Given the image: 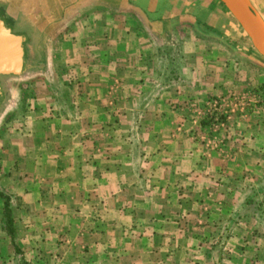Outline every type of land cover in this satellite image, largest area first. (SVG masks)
Here are the masks:
<instances>
[{
  "label": "crops",
  "instance_id": "crops-1",
  "mask_svg": "<svg viewBox=\"0 0 264 264\" xmlns=\"http://www.w3.org/2000/svg\"><path fill=\"white\" fill-rule=\"evenodd\" d=\"M22 1L0 4L19 13L11 29L63 59V117L37 114L36 131L0 148V264L256 261L244 237L213 239L229 204L264 188V59L222 3ZM229 95L247 110L215 132L207 102Z\"/></svg>",
  "mask_w": 264,
  "mask_h": 264
},
{
  "label": "rangeland",
  "instance_id": "rangeland-1",
  "mask_svg": "<svg viewBox=\"0 0 264 264\" xmlns=\"http://www.w3.org/2000/svg\"><path fill=\"white\" fill-rule=\"evenodd\" d=\"M133 1L143 8H146L150 5L139 4L138 2H152L151 0ZM157 1H160L161 3H167L169 0ZM182 1L184 2L190 0H178V2ZM208 1L210 0H193V2H198L199 4ZM248 1L264 20V0ZM24 2L25 1L17 0L16 3L21 4ZM103 2L104 4L105 2H110V7L112 5V0H103ZM213 2L217 3L219 1L213 0ZM136 12L138 15H142L137 10ZM143 13L147 18L151 16L152 19H158L160 16H165L167 12L148 11ZM18 17L19 13L14 12L13 8L9 6L8 3L0 4V19H2L8 27L11 26V20L13 22L20 21V19H16ZM11 30L15 34L24 35L26 37V41L24 43V67L22 73L19 76H0V90L2 96V100L0 99V148H3L5 144H7V147H10V145L13 146L15 143L20 144V140L22 138L21 134L19 133L20 131H24L29 134L36 131V123H34V119L35 115L37 114H39L37 115L39 118L44 115L49 117V120L51 121L55 120L54 122L57 125L60 122L58 117H63V107H58V104L63 103V92L62 90H57V87L61 86L63 83V77L61 74V69L63 68L62 66L64 64L63 59L60 58L52 60V58L47 56L46 42L42 41L45 36H40L37 33L34 35L29 27L22 28L24 31L23 33H18L13 28ZM240 34L241 36L243 35L241 31ZM235 42H238V39ZM246 43L247 47H249L247 41ZM154 45L155 44H153V46ZM59 48L61 49L60 45L58 46V49ZM58 54L61 55L62 53L58 52ZM70 63L71 62L66 61L65 64L70 65ZM52 68H56L58 70L60 69V75L56 77L53 76L49 70ZM260 96L263 97L262 94ZM53 101H55L54 104H56V106H54ZM258 102L259 107L264 109V106H262L264 104V100L260 98L258 99ZM49 104L52 106L48 107L47 105ZM240 108H245V110H247L246 103H242L235 110H240ZM256 108L253 109L254 112L252 113L250 112L251 110H249V112L252 114V117L258 115L259 112H262L260 108ZM103 112L110 115V112L106 109V107L103 109ZM233 117L234 116H231V119H228L226 126L224 127L225 130H222L228 131L229 127H232V123H229L232 121ZM238 117L239 115L234 119V121L238 119ZM105 125L110 127L111 124ZM98 129L102 128L97 126V130ZM94 131H96V129L92 130V132ZM231 143L232 146L235 145L233 140ZM1 151L2 149H0V154ZM251 157L255 158V156ZM7 158L8 160L4 165L8 166L9 164V166L14 167V157L10 156V159L9 157ZM261 177L262 180L259 179V183L257 185L264 183V169ZM251 178L254 179V176L252 175ZM242 193L243 197H240V201L235 200L229 204L232 217L228 222V226L223 233L217 231V235L213 239L214 242L218 244H221V242L233 244L232 240L240 241L242 237H244V243L246 244V252H248V257L256 258V261L252 262L250 261L251 258H249L247 264H264V188H258V186L247 187V189L243 190ZM235 194H238L237 190ZM246 199L247 201L245 202ZM239 230L244 232L243 236L239 235ZM229 237H231L232 240H230ZM218 254L219 253L216 252L215 258H218ZM18 257L20 260V255Z\"/></svg>",
  "mask_w": 264,
  "mask_h": 264
},
{
  "label": "water",
  "instance_id": "water-1",
  "mask_svg": "<svg viewBox=\"0 0 264 264\" xmlns=\"http://www.w3.org/2000/svg\"><path fill=\"white\" fill-rule=\"evenodd\" d=\"M264 59V20L248 0H218ZM24 35L15 34L0 19V76H19L24 67ZM1 99V90H0Z\"/></svg>",
  "mask_w": 264,
  "mask_h": 264
},
{
  "label": "built area",
  "instance_id": "built-area-1",
  "mask_svg": "<svg viewBox=\"0 0 264 264\" xmlns=\"http://www.w3.org/2000/svg\"><path fill=\"white\" fill-rule=\"evenodd\" d=\"M242 103V99H239ZM237 99L233 95L215 97L207 102V116L211 119L210 127L215 132L224 128L228 119L234 116L235 109L239 107ZM241 105V104H240Z\"/></svg>",
  "mask_w": 264,
  "mask_h": 264
},
{
  "label": "trees",
  "instance_id": "trees-1",
  "mask_svg": "<svg viewBox=\"0 0 264 264\" xmlns=\"http://www.w3.org/2000/svg\"><path fill=\"white\" fill-rule=\"evenodd\" d=\"M207 124H208V122H207ZM248 202H250V201H248ZM256 203V202H255ZM5 218H6V224H7V231H8V234H10L11 233V229H12V223H11V219H10V214H9V209H8V203L6 202V204H5Z\"/></svg>",
  "mask_w": 264,
  "mask_h": 264
},
{
  "label": "flooded vegetation",
  "instance_id": "flooded-vegetation-1",
  "mask_svg": "<svg viewBox=\"0 0 264 264\" xmlns=\"http://www.w3.org/2000/svg\"><path fill=\"white\" fill-rule=\"evenodd\" d=\"M1 100H2V96H1Z\"/></svg>",
  "mask_w": 264,
  "mask_h": 264
}]
</instances>
